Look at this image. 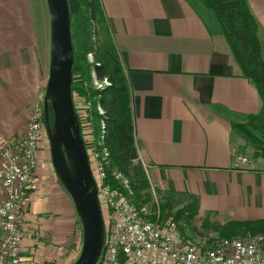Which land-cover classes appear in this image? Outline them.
Here are the masks:
<instances>
[{
	"label": "crops",
	"instance_id": "1",
	"mask_svg": "<svg viewBox=\"0 0 264 264\" xmlns=\"http://www.w3.org/2000/svg\"><path fill=\"white\" fill-rule=\"evenodd\" d=\"M101 2L132 91L136 146L149 185L161 195L195 196L198 216L220 223L264 219V162L236 166L230 141L231 121L256 114L262 102L224 38L212 35L185 0ZM247 3L264 60V0ZM31 7V0H0L5 136L22 135L30 111L42 106L49 32L43 27L40 41ZM47 150L44 143L38 169ZM56 182L50 189L38 185L28 200L19 252L31 264L55 263L81 246L73 203Z\"/></svg>",
	"mask_w": 264,
	"mask_h": 264
},
{
	"label": "trees",
	"instance_id": "2",
	"mask_svg": "<svg viewBox=\"0 0 264 264\" xmlns=\"http://www.w3.org/2000/svg\"><path fill=\"white\" fill-rule=\"evenodd\" d=\"M201 18L212 35L226 41L243 77L256 88L262 105L253 115L242 120L231 121L230 141L235 153L248 161L261 159L264 162V60L258 34V23L250 10L247 0H185ZM71 18V37L73 48L72 98L91 100V115L98 128L100 118L105 124V145L109 150L107 181L122 188L118 179H128L132 200L139 205L150 199V187L145 169L139 159L132 111V91L115 45L108 19L101 0H68ZM91 53L92 62L87 55ZM95 78L107 80L103 88L94 89L84 85ZM98 102L104 114L95 109ZM50 117L52 111L49 110ZM79 119L80 117L76 111ZM97 122V124H96ZM97 134V131H96ZM119 174L121 178H116ZM175 193L162 195L161 215L176 201ZM182 206L171 216L181 232L178 222L184 221L191 230L198 216L197 199L184 193ZM154 207V205H153ZM104 211V208H103ZM106 215L103 213V217ZM168 217V216H167ZM203 227H209L219 236L232 238L246 234H264V219L230 220L225 223L211 221L209 215L202 218Z\"/></svg>",
	"mask_w": 264,
	"mask_h": 264
},
{
	"label": "built area",
	"instance_id": "3",
	"mask_svg": "<svg viewBox=\"0 0 264 264\" xmlns=\"http://www.w3.org/2000/svg\"><path fill=\"white\" fill-rule=\"evenodd\" d=\"M92 78L95 82L93 73ZM73 103L79 117L90 123L91 100L75 97ZM100 122L96 142L92 127L85 129L84 134L81 131L102 215H106L104 247L98 264H264V234L220 238L203 246L186 237L171 216L161 215L155 195L154 207L149 210L146 204L132 200L128 179H118L124 190L109 183V150L105 145L104 120L100 118ZM44 143L49 150L42 106L30 111L22 135L0 134V264H31L19 252L21 225L29 197L36 190L35 177ZM234 160L236 166L248 161L241 154Z\"/></svg>",
	"mask_w": 264,
	"mask_h": 264
},
{
	"label": "water",
	"instance_id": "4",
	"mask_svg": "<svg viewBox=\"0 0 264 264\" xmlns=\"http://www.w3.org/2000/svg\"><path fill=\"white\" fill-rule=\"evenodd\" d=\"M45 3L49 62L42 110L52 168L58 183L73 203L81 228V246L71 264H98L104 247L105 228L72 98L73 48L69 3L68 0H45Z\"/></svg>",
	"mask_w": 264,
	"mask_h": 264
},
{
	"label": "rangeland",
	"instance_id": "5",
	"mask_svg": "<svg viewBox=\"0 0 264 264\" xmlns=\"http://www.w3.org/2000/svg\"><path fill=\"white\" fill-rule=\"evenodd\" d=\"M31 6H32L31 8H32V12H33V18H34L35 27L37 29V33H38V36L40 37V41H41V39H43V35H42L43 27H46L47 28L46 30L48 31V16H47L46 3H45V0H31ZM263 50H264V48H262V52H264ZM87 58H88V62H92L93 56H92L91 53H89L87 55ZM84 85L90 86L91 88H94V89H98V88H103L106 85V83H105V81H103V80L100 81V80H98L96 78H95V82H94V79L91 76V80L85 82ZM95 105H96L95 106L96 111L99 112L100 109H98V106H97L98 102ZM37 107H39V105H37ZM79 109H81V106L79 107ZM88 121L90 123L87 122V119H84L83 117L80 118L81 131L84 134V130L85 129H88V128L92 127L93 128L92 136H93V138H95V142H96V140L98 138V135L100 133V124H101V122H100V120L98 121V124L96 122V124L98 125V128H95V124H94L93 118L89 119ZM96 131H97V134H96ZM87 135H89V133ZM92 144H93V142H92ZM88 145H89V148H91L92 145L90 144V142H88ZM97 148L98 147H96V149ZM49 153H50L49 150H47L45 152L42 167L37 170V174H36V177H35V179H37L36 189L38 188V185H40V184H42V186L48 187V189H50V188L53 187L54 183H57L56 182L57 178H56L55 173H54L53 168H52V163H51V159H50V154ZM256 160L257 159H255L254 162H256ZM258 161H260V159ZM246 163L247 162H245V164ZM116 176H119V177H116ZM115 177L116 178H120L121 176L119 174H116ZM118 184L121 185V181L120 180H118ZM128 184H129V182H128ZM130 191H131V189H130ZM147 191L150 194V199L148 201H146L144 204H146L147 208L150 210V209L153 208V205H154V197L156 196L158 201H159V203H160L161 199H162V195L159 194L158 191L154 187L152 188L151 186L147 189ZM129 194H130V196L132 198V191ZM182 199H183L182 196L181 197L178 196L176 198V201L178 202L180 200V203L179 204L178 203H174L173 206L170 209L164 210V215L166 217L167 216L168 217L169 216H173V214L176 212V210L182 206V203H184V202L181 201ZM202 218L203 217H200V216H196L195 217V219H194V221L192 223V225L195 228V230H191L190 227L182 220L180 222H178L179 225L183 229L182 233L186 237L190 238L191 240H193V241H195L198 244H201L203 246H209L210 244L215 242L217 239L225 238V237L219 236L218 233L216 231H214L213 229H211L209 227H206V228L203 227L201 225L202 224ZM211 221L218 222L215 219H211ZM77 253L74 254V255L73 254L72 255H64L61 258H59L55 263H52V264H71L74 261V259L76 258Z\"/></svg>",
	"mask_w": 264,
	"mask_h": 264
},
{
	"label": "bare ground",
	"instance_id": "6",
	"mask_svg": "<svg viewBox=\"0 0 264 264\" xmlns=\"http://www.w3.org/2000/svg\"><path fill=\"white\" fill-rule=\"evenodd\" d=\"M44 127H45V125H44ZM87 156H88V153H87Z\"/></svg>",
	"mask_w": 264,
	"mask_h": 264
}]
</instances>
